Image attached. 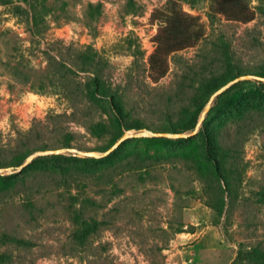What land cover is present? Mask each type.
Segmentation results:
<instances>
[{"label":"rangeland","instance_id":"rangeland-1","mask_svg":"<svg viewBox=\"0 0 264 264\" xmlns=\"http://www.w3.org/2000/svg\"><path fill=\"white\" fill-rule=\"evenodd\" d=\"M169 2L197 17L203 36L173 53L168 73L154 83L149 57L159 23L151 15ZM211 4L0 0V124L7 121L0 131V264H264L258 80L216 96L198 133L184 141L130 138L104 159L65 153L38 155L17 171L11 165L35 149L22 164L45 150L105 152L121 130L160 132L180 123L188 107V123L197 124L215 93L200 111L190 106L205 79L264 78L257 75L264 71V0H249L255 17L248 23L215 15ZM87 49L103 81L96 98L85 94L90 73L75 76L81 87L70 83L77 51ZM131 124L139 127L124 129ZM74 215L92 227L80 240Z\"/></svg>","mask_w":264,"mask_h":264},{"label":"trees","instance_id":"trees-1","mask_svg":"<svg viewBox=\"0 0 264 264\" xmlns=\"http://www.w3.org/2000/svg\"><path fill=\"white\" fill-rule=\"evenodd\" d=\"M211 9L215 15L222 16L228 21L248 23L255 17V12L249 5V0H212ZM151 21L152 23H159L157 33L154 37L156 46L149 57V77L154 83H156L168 73L169 57L175 52L194 47L201 40L203 31L201 25L199 24L198 18L184 12L181 8L178 7L175 2H169L168 5H166L163 9L155 10L151 15ZM76 56L78 57L77 67L75 70H70L72 77L70 82L71 85L79 84L75 82V76H77L79 72L90 73L92 77H90L84 85L85 94L86 96L93 98L98 97V93L99 90H101L100 88L102 87L103 81L100 74L98 73L99 68L98 63L95 60V53H92L88 49L78 50ZM253 74L255 75L256 73ZM257 75L264 76L263 69L257 71ZM234 76H236V74L234 75L232 73H229L227 75H223L221 78L212 76L205 79L196 91L190 106H192L197 112L200 111L208 97L218 88H220L221 85L233 79ZM243 83L244 82H239L234 84L229 90L226 91V93L230 92L232 89L238 87ZM79 85L81 87V84ZM258 85L259 87L264 89L263 82L259 81ZM109 102L112 104V107H116L115 101L113 99L109 100ZM117 111H119V109ZM184 112L185 117L182 119V121L180 123L172 124L170 127L166 128L165 130L167 132L181 133L194 128L196 124L195 121H193L192 124L188 123L189 118H191V115L193 113L190 107L186 108ZM131 127L133 128L139 126L131 124L127 125L124 129L127 130ZM165 130H160V132H163ZM122 134V130L117 134H114L112 140L110 141V144L114 143L118 138H120ZM201 134L204 136V139H206L205 134L203 132ZM183 139L172 140L168 138L149 137L145 140L156 143H178L184 141ZM69 140L70 139L68 137L64 142L66 144V147H70L69 142H67ZM34 151H27V154L25 155H17L13 159L11 165H21L26 156L30 155ZM57 157L60 156L48 155L43 158L56 159ZM84 160L93 159L88 157L84 158ZM215 174L218 177H226L225 169L223 167L221 168V166H218L217 164L215 167ZM74 216V222L77 225L74 236L76 239L80 240V238L86 237L88 231L92 227L84 223L81 215ZM247 254L249 256H254L253 253ZM254 254H256L255 256H257L258 253ZM260 258L262 260V263H264V256L260 255Z\"/></svg>","mask_w":264,"mask_h":264},{"label":"water","instance_id":"water-1","mask_svg":"<svg viewBox=\"0 0 264 264\" xmlns=\"http://www.w3.org/2000/svg\"><path fill=\"white\" fill-rule=\"evenodd\" d=\"M250 79H255V80H258V81H261L264 83V78H262V77H257L254 75H247V76L237 77L234 80L227 83L226 85L219 88L217 91H215V93L210 97L208 103L206 104V106H205V108H204V110L200 116V119L198 120V122L195 126V129L192 133L186 134V133L157 132V131H153V130L145 128L138 133H125L124 135H122L118 139V141L112 147H110L105 152H95V151L84 152V151H79V150L73 149V148H60V149L45 150V151L37 152V153L29 156L24 161L23 164H21L19 167H17V169L15 171L23 169L25 166H27L32 161L33 158H35L38 155L48 156V155H61V154H65V153H70V154H74V155L81 156L84 158L89 157V158L101 159V158H105V157L109 156L112 152H114L116 150V148H118V146H120L125 140L130 139V138L157 137V138H168V139H183V138L193 137L198 133V130H199V128H200V126L204 120V117L210 108L212 100L216 96H218L219 94L224 92L232 84L239 82V81H242V80H250ZM7 170H8V172H12L11 169H7ZM0 172H2V170H0Z\"/></svg>","mask_w":264,"mask_h":264},{"label":"clouds","instance_id":"clouds-1","mask_svg":"<svg viewBox=\"0 0 264 264\" xmlns=\"http://www.w3.org/2000/svg\"><path fill=\"white\" fill-rule=\"evenodd\" d=\"M0 131H7V121L6 120L3 122V124H0Z\"/></svg>","mask_w":264,"mask_h":264}]
</instances>
